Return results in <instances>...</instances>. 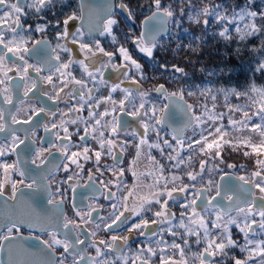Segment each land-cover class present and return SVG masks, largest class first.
Listing matches in <instances>:
<instances>
[{
	"label": "flooded vegetation",
	"instance_id": "af4514ba",
	"mask_svg": "<svg viewBox=\"0 0 264 264\" xmlns=\"http://www.w3.org/2000/svg\"><path fill=\"white\" fill-rule=\"evenodd\" d=\"M111 0H53V2L46 8L37 13L34 9L27 8L26 5L31 3V0H20V3L25 5L26 14L20 18V24L22 27L18 29L17 39L20 36L27 41L25 47L31 49L36 41L43 42L40 46L41 52L39 57H34L31 54H26L24 59L29 64L38 65L40 72L37 73L33 68L28 69L27 81L21 79L24 76V60L16 59L15 57H7V63L0 67V80L4 83L0 84V93L3 89L9 90V95L12 97V104L4 103V96L0 95V110L4 113V123L7 130L0 132V148L5 152L4 156H0V163L12 164L16 163L20 172H24L25 175L21 176L18 172L12 171L10 175L6 176L4 169L0 168V184L3 185L4 195L0 196V225L6 223L8 218H11L18 222L20 231L17 234L13 231V239L6 240L3 245L0 246V264H10L7 258L2 257L5 249L11 250L7 256L12 255L14 262L12 264H57L61 259V253L63 248L60 246H54L49 248L46 243L50 242L53 236L56 239H65V229L62 225L64 223V217L76 220L82 224V228L86 231L80 235L81 239H85L89 242H95L102 252L107 253V249L99 244L100 240H106L111 242L112 235L118 237L128 236L129 241L127 245L122 239H118L115 242L114 248L116 251L107 253L108 264H123V257L128 258V264H131V259L139 253L140 249H146L149 246L156 248L163 247V244L157 245L156 241L163 239L168 244H171L174 239L168 232L169 225L165 223L162 226L150 225V229L158 231L159 227H163L165 232L158 234L155 237L149 238L147 236H140L138 232L134 231L129 233L127 231L128 226L133 222H139L140 217L131 216L130 213H125L131 216L128 224L117 227L113 225L111 230H105L106 224H110L112 219L120 212L124 211V203L122 196L126 193L121 189L109 185L111 191L117 193V197L114 200H107L104 198L105 189L100 183L101 181L107 182L109 180H116L114 170L118 171L120 168L126 170L124 177L122 178L124 183L131 187L134 183H139L142 186L143 194H147L148 188L143 185L152 183V178L147 180L143 176H140L139 181L133 177L132 171L129 168L135 170L138 174L147 173L150 170H155V166L149 161L148 156L155 157L161 165L165 167L164 175L170 177L172 174L182 176L185 183L192 184L193 182L187 180L186 172L199 171V159L202 157L197 156L191 167L181 165L179 169L172 167V161L167 159V155L172 152L170 148H164V155H161L160 149L149 148L147 144L142 145L140 149V155L137 157V149L135 145L140 143L141 136L144 133V128L141 126V121L150 125L146 139L149 144L159 143L163 147V140L167 139L171 144L175 145L173 135L175 132L181 131L180 136L187 143L186 133L187 129H181L182 124H169L156 125L153 118V110L155 109L156 117H160L167 103V96L162 95L156 91V88L163 84L168 93H175L167 89L164 84V69L163 65H158L154 61L155 55L160 54V48L168 40L174 38L176 35L175 16L167 17V32L163 36L155 39L156 47L153 50V57H145L143 53L133 44V41L141 36V24L145 17L151 15L156 11L154 0H113L112 8L110 7ZM123 2L131 10V17L129 18V12L127 10H121L118 5ZM101 6V7H99ZM162 8L169 7L167 4H161ZM162 11V10H161ZM75 15L77 19L70 21L68 24V31L73 33L76 29H79L83 35H77L75 39L77 43H72V37L67 39L58 38V34L64 31L63 21L69 15ZM115 19L117 24L113 26L112 35L104 34L103 31L104 22L107 19ZM37 25L44 28L42 32L36 31ZM15 26V25H13ZM6 33V40L12 39L14 34L7 28L4 29ZM115 36L117 43L113 44L112 38ZM100 42L101 47L105 51L113 52V58L109 62L108 57L103 56L102 53L97 52L96 57H92L91 60H85V63L89 65V71L93 73V77H88L81 69L78 63H74L69 69L63 68L58 72L56 69L63 63H68L70 59L84 60L85 54L80 51L79 43L83 42L88 44L95 50V42ZM146 41L148 38L145 39ZM58 45H65L71 51H64ZM121 45L128 48L133 59H136L138 63L142 65L143 73L137 72L134 68H121L119 72L115 71L111 65H120L122 63V57L119 55L118 49ZM2 50V49H0ZM6 51V50H5ZM90 55V54H89ZM59 56V60L56 57ZM41 59H47L49 63L42 64L39 61ZM96 61V63H92ZM109 64L108 67H101V64ZM99 68L103 73V80L96 69ZM172 70L175 68L172 66ZM128 71L129 76L125 78L122 73ZM70 72L71 75H61V73ZM5 73L7 75L5 76ZM52 76V83L43 79L44 77ZM83 80L86 87L81 89L80 85L76 84L72 79ZM35 81L36 88H33L27 96L24 92L27 87H31L32 82ZM106 81V83L104 82ZM136 81V83H133ZM119 85L115 91L112 90L114 85ZM178 85V84H177ZM60 89H63L60 92ZM127 89L130 95L124 90ZM73 90L77 93L82 91L84 96L83 100L79 95H72ZM60 92V99H55V94ZM145 93L141 96L140 93ZM111 94V100L107 103L101 102L96 107L97 101H104ZM178 94V92H177ZM51 95L53 99H48ZM91 95V99H89ZM179 95V94H178ZM127 97V98H126ZM184 98V97H183ZM185 99V98H184ZM186 100V99H185ZM115 102L113 105L112 102ZM124 101L125 111L120 110V102ZM187 102V100H186ZM144 107L141 109L140 105ZM189 104V102H187ZM89 105L93 106L96 113H102L105 109L113 112V115L123 124L125 121L127 125L118 129L117 134L109 136L108 133L111 128H100L95 133L96 139L92 135L88 136L86 142L80 141V136H83L85 122L87 121L89 132L91 133L94 120H90L88 117ZM43 108L44 111L38 115H32L34 110ZM74 108H81V111L77 112L72 110ZM134 109H140L141 115L139 118L126 115V112H131ZM15 116L17 121L21 123H12V117ZM29 116L32 117L28 124L22 123L27 120ZM97 118H99L97 116ZM111 124H115L112 115L107 118ZM72 121H76L73 123ZM103 123V121H102ZM57 127H53V125ZM47 126V131L45 130ZM180 126V127H179ZM68 129L71 134L70 141L63 139L65 133L64 128ZM135 130L136 135H133ZM174 130H176L174 132ZM105 132V141L108 139L113 140L112 153L118 159L114 162V156L110 155L107 150V144L103 149L99 165L96 163L95 151H100V144L98 142L99 132ZM159 133V138L157 136ZM15 134L20 139L25 140L27 144L32 145L31 153H24L21 151L23 145L17 152H12V134ZM177 134V133H176ZM58 137L60 139H58ZM34 142V143H33ZM70 144L69 154L72 151L83 152V147L86 146L91 149L89 155L91 159L85 161L82 157L79 158V163L83 165V169L77 168L75 165H71L69 170L65 172L63 168L64 161L62 158V148L57 151L56 148H52V156L49 160L52 163L46 162L45 165H41L39 169L31 163V159L35 156V150L39 148H49L51 145L62 146L63 144ZM79 146V147H77ZM47 155V153H45ZM185 159H187V151L183 152ZM214 162V161H213ZM56 165V166H54ZM146 165V166H145ZM100 168V172L96 171V168ZM209 167H214V171H205L202 177H197L194 182L195 187L191 188L187 193V200L184 198V194H179L180 197L176 201L169 202V210L175 213V218L172 220V224L179 218L181 219V212H185V209L181 207V204L190 201L193 198V193L198 190H207L209 188V181L213 184L219 182L218 179L225 173H233L232 170H224L220 166L219 161L209 163ZM89 170H91L95 184L91 185L89 180ZM101 172L103 175H101ZM159 175V173H157ZM72 176V180H68V177ZM23 180L21 184L20 181ZM33 180L35 183L33 184ZM12 183L17 185V193L15 199H9L12 196ZM179 183V182H178ZM33 184L32 188H28L25 185ZM95 187L98 191L92 198V188ZM172 185L169 184V188ZM75 188V192H73ZM252 191H256L253 189ZM82 194L89 195V199H83ZM215 195V188L212 187L211 191H205L204 196L208 197ZM63 201L62 204H50L48 201ZM226 201V200H225ZM117 204V208L114 210L111 205ZM91 204L97 208V212H93L94 219L87 223L81 222L80 218L76 216V211H81L82 214L89 211L88 205ZM75 205V207H74ZM133 205L130 202L129 207ZM245 207V205L238 206ZM214 209L218 212V209L209 207L207 210ZM159 210V205H155L152 211L142 213L143 218L151 221L155 219L153 212ZM198 212L207 221L209 218L203 215L205 211L198 208ZM237 213L235 208L231 209L228 214ZM227 214V215H228ZM192 216L191 210L185 212V217ZM226 217V215H224ZM253 219L256 221L258 215H253ZM173 226V225H172ZM174 230L183 234L185 229L173 226ZM254 232L258 235L259 240H264V233L260 232L258 225H253ZM7 229L0 226V235L6 234ZM234 232V230H232ZM95 232L96 235L92 236L91 233ZM260 232V233H259ZM253 233V232H251ZM75 236V233H73ZM201 243L197 244L196 236H185L184 238L189 240V246L186 248V258L188 264H199L195 258V254L202 251L205 244L203 242V232H200ZM236 237H242L239 232L234 233ZM176 242L182 244V240L176 237ZM87 248V245H85ZM80 246L77 245V249ZM117 252L122 254V259L117 260ZM168 254L171 255L172 251L169 249ZM147 255V253H145ZM67 258L65 264H72L73 257L70 254H66ZM96 256L95 248H87L85 252L86 261L91 257ZM6 257V256H5ZM9 258V257H8ZM105 257H101L104 259ZM179 258L178 255L176 257ZM243 259L244 256H240ZM78 259V257H77ZM217 264H234L232 256H217L214 257ZM153 264H158V257H152Z\"/></svg>",
	"mask_w": 264,
	"mask_h": 264
},
{
	"label": "snow or ice",
	"instance_id": "6c2138e0",
	"mask_svg": "<svg viewBox=\"0 0 264 264\" xmlns=\"http://www.w3.org/2000/svg\"><path fill=\"white\" fill-rule=\"evenodd\" d=\"M53 2V0H31V3H28L26 5L27 8L34 9L37 13H39L42 9L46 8L48 5H50ZM249 3H251V0H248ZM155 6L157 11L153 12L152 16L148 17V20H163V17H172L173 11L170 10L168 7L162 8L161 6V0H154ZM118 7L121 10H127L129 12V18L131 17V10L128 9V6L121 2ZM162 10V16L160 15ZM202 12L205 16H208L210 14H213L215 12L214 9L210 10L208 6H205L202 9ZM26 14L25 11V5L20 3V0H0V67L5 65L7 63V57L9 54L16 59L24 60V76L21 77V79L27 81L28 78V69L33 68L37 73L40 72V67L38 65L29 64L27 60L24 59L26 54H31L34 57H39L41 52V44L43 42L36 41L32 48L29 49L25 47L27 41L23 39L22 36L17 39L18 35V29L22 27L20 24V18L22 15ZM199 15V13H198ZM217 22H222L227 17L223 16L220 13H215ZM261 18V20H264V11H261L259 14L256 11H248L246 9H241L239 13H234L233 19L228 20L229 23H233L235 19L238 17L240 20H243L245 16L252 18V23L246 24L244 29H241L239 26L236 27V32L238 34H241L240 38L244 39L247 36L255 35L259 32L264 31V25L257 26L255 23V19L257 16ZM77 19V17L73 15H69L67 18L64 19V31L62 33L58 34V38H64L67 39L69 36L72 37V43H77V40L75 37L77 35H83V33L80 32L79 29H76L75 32L70 33L68 31V24L70 21H73ZM204 24H208V20L205 19ZM117 24V21L115 19H107L104 22L103 31L101 32V35H104L105 33L108 35H112L113 26ZM15 25V26H13ZM5 28H7L9 31H11L14 36L12 39L5 38ZM44 28L40 25H37L36 31L42 32ZM219 35L224 38H229V30L227 27H225ZM113 44H116V38L113 36L112 38ZM133 44L135 47L139 50V52L145 54L147 57L151 58L153 57V50L156 47L155 43V37L152 36L148 38V40H145V36L142 33L140 37L135 39L133 41ZM58 47H61L64 51H71V49L67 48L65 45H58ZM79 48L82 53L85 54L84 60H73L70 59L68 63L61 64L56 70L59 72L61 68L67 70L70 68V66L74 63H78L83 70V72L88 77H93V73L89 71V65L85 63V60H91L92 57H96L97 52L102 53L103 56L108 57L109 62H111L113 58V52L105 51L103 47H101L100 42L97 40L95 42V50L90 47L88 44H85L83 42L79 43ZM6 50V51H5ZM119 55L122 57V63L120 65H111V67L119 72L121 68H134L137 72L143 73L142 65L137 62L136 59H133V56L130 54V51L128 48L121 45L118 49ZM261 53V59L258 61L257 68L255 71L260 72L262 75H264V43L261 44L260 49H257ZM90 54V55H89ZM57 60H59V56L56 57ZM42 64H47L49 61L47 59H41L39 61ZM92 63H96V61H92ZM109 64H101V67H108ZM175 71L182 72L183 70L179 67H175ZM96 72H98L103 80V73L100 72V69L97 68ZM71 75L70 72L64 73L62 72L61 75ZM7 73H5V76ZM122 75L125 78H128L129 73L128 71H124ZM43 79L47 80L49 83H52V76L44 77ZM76 84L80 85L81 89L86 87V84L83 80H75V77L72 78ZM106 83V81H104ZM4 81L0 80V84H3ZM133 83H136V81H133ZM33 88H36L35 81L32 82L31 87H27L24 92V95L27 96L29 92L32 91ZM117 88H119V85H114L112 90L115 91ZM63 89H60V92H62ZM126 93L130 95L129 90H124ZM156 91L162 95H165L167 97H177L180 100H183V92L179 93H168L165 89L164 85L161 84L156 88ZM225 93V96L227 95H235L237 98L241 96H248L249 99H251V104L244 105V106H228L229 113H240L243 117L241 120L233 119L231 115L228 117V125L225 126L223 124L217 123L219 120H223L224 114H216L213 111H209L207 107L205 106V113L201 115L195 114L194 106L191 104H188L186 106V113H191L192 115L189 117L187 124L185 126H194V127H200L201 125L205 124L206 121L204 117H207V121H211V123L208 124L207 127H204L199 132V138H195V136L188 138L187 143L184 139H182L178 135H173V140L175 141V145L171 144L167 139L163 140V147L159 143H152L149 144L148 140L146 139L148 131L150 129V125L144 123L141 121V126L144 128V133L141 136L140 143L135 145L137 149V157L140 155V149L142 145L147 144L149 148H157L160 149L161 155H164V148H170L172 149V152L175 153V155H172L169 153L167 155V159L169 161H172V167L179 169L181 165H185L187 167L192 166L193 160L200 156L202 157L199 159V171H188L186 172L187 180L193 182L192 184L185 183L182 176L172 174L170 177H166L164 175L165 167L159 163L155 159V157L149 155L148 159L149 161L155 166V170H150L146 174L141 173L138 174L135 170L129 168L128 170L132 171V175L134 178H136L137 181H139L140 176H143L145 180H147L149 177L152 178V183L143 185V187L148 188L147 194L141 195V189L142 186L137 182L134 183L131 187H128L124 181L123 177L125 175L126 170L123 168H120L118 171L114 170V175L116 176V180H109L107 182L101 181L100 183L104 187L105 194L104 198L107 200H114L117 197V193L111 191V188L109 185H112L114 187H117L118 189H121L126 194L123 195L121 198L124 203V211L120 212L119 215H116L114 219H112V222L110 224H106L105 230H111L113 228V225H116L117 227L123 226L128 224L131 216H137L140 217L139 222H133L131 223L127 231L129 233H132L134 231L138 232L140 236H147L149 240L151 237H155L158 234H163L165 232V229L163 227H159L158 231L155 229H150V225H157L162 226L165 223L169 225L167 232L174 238L171 242V244H168L163 239L157 240V245L163 244V247H159V250L157 251L156 248H152L149 246L146 249H140L139 253L136 254L131 259V264H153L152 257L157 256L158 257V264H188V260L186 258V248L189 246V240L184 238L185 236H196V243H201V236L200 232H203V242L205 244L202 251H199L195 254V258L198 260L199 264H217L214 257L217 256H227L228 252L226 251L229 248H239L241 252L246 253V256L243 259L232 257L234 264H264V240L259 241H253L249 239L250 232H254L253 225H258V228L260 232L264 233V87L257 88L255 85L251 86L248 92L240 93L236 91L229 92L228 90H222ZM60 92H57L55 94V99H60ZM9 90L7 88L3 89V92L0 93V95L4 96V103L5 104H12V97L8 94ZM249 93L255 94L258 99L253 98L252 96H249ZM192 93L190 92L189 95ZM72 95H79L80 98L83 100V92H76L73 90ZM141 96H144L145 93L141 92ZM127 98V97H126ZM48 99H53L51 95L48 96ZM89 99H91V95H89ZM213 100L216 99L215 96L212 97ZM111 100V94L107 98L104 99V101H97L96 107L99 106L101 102L107 103ZM113 105H115V102H112ZM144 107L143 104L140 105V108L142 109ZM168 105L164 106V109H161L160 111L166 112L168 110ZM72 110H75L77 112L81 111V108H74ZM120 110L122 112L125 111V105L124 101L120 102ZM44 109L41 108L39 110H34L32 115H38L40 112H43ZM115 111V108H113V112ZM113 112H110L109 110L105 109L102 113H96L93 109V106L89 105L88 109V117L90 120H94V125L92 126L91 133L89 132V127L87 121L85 122L84 127V135L80 136L81 142H86L89 135H92L94 139H96L95 133L97 132L99 126L100 128H111V131L108 133L109 136L115 135L118 132V129L125 127L127 125V122L125 121L123 124L116 118L115 115H113ZM156 110H153V118L155 119L156 125H162L165 122V118L163 115L160 117H156L155 115ZM126 115L132 116L134 118H139L141 115L140 109H134L131 112H126ZM109 115H112L113 120L116 121V123L113 125L109 121H107V117ZM97 116L99 118H97ZM254 117L259 118V123H256L253 119ZM32 117L29 116L27 120L22 121L24 124H28L31 121ZM103 121V123H102ZM75 123L76 121H72ZM12 123H21V121H17L16 117H12ZM53 127H57V125H53ZM7 130L6 124L4 123V113L2 110H0V132H5ZM45 130L47 131V126H45ZM176 130H174L175 132ZM247 131L250 134H254L259 137L258 142H254L253 135H244V132ZM64 137L63 139L66 141H70L71 134L68 132V129L64 128ZM133 135H136L135 130L132 133ZM236 134V135H234ZM157 136L159 138V133L157 132ZM105 132L100 131L99 132V138L98 142L100 144V151H95L93 154L96 158V163L99 165V161L101 159L103 149L105 148V144H107V150L110 155L114 154L112 153V146H113V140L108 139L105 141ZM58 139H60L58 137ZM34 143V142H33ZM23 145V151L24 153L28 154L32 152V145L27 144L25 140L20 139L18 136H16L14 133L12 134V152H17L18 149H20V146ZM225 146H229L232 148L233 151H240L241 147L244 149L243 155L245 157H255V165L256 169L251 173V178H245L244 176L237 177L238 180L243 182V185H250L251 188L257 189L258 191H251L248 188H243V186H240V194H238L231 183V175L228 173H225L221 176L220 182H216L213 184L212 181H209V188L207 190H198L193 193V198L186 202L181 204V207L185 209V212L187 210H191L192 216L189 217V223L185 224L184 220L181 219L180 223L178 225L179 228L185 229L184 233H178L174 230L172 226V220L175 218V213H172L169 210V202L170 201H176L178 199L176 194H184L185 200H187V193L189 190L193 187H195V181L197 180V177H202L203 173L205 171H214V167H209V163L211 161H219L220 163H223V155ZM79 147V146H77ZM52 148H56L57 151L62 150V158L64 161H67L68 163L63 164V168L65 172H67L71 165H75L77 168L83 169V165L79 163V158H83L85 161L91 159L89 152L91 149L89 147L85 146L83 147V152L79 151H72L71 154H69L70 150V144L65 143L62 146L57 145H51L49 148H39L35 150V156L31 159V163L36 166L37 169L41 167V165H45L46 162L52 163L49 160V157L52 156ZM187 151L188 156L187 159H185L183 152ZM47 153V155H45ZM5 152L2 148H0V156H4ZM118 159L114 156V162ZM56 166V165H54ZM228 168H234L235 165L228 164ZM0 168L4 169L5 175L8 176L12 171L18 172L21 176H24V172H20L19 167L16 163L7 164V163H0ZM97 172H100V168H96ZM159 173V175H157ZM101 175L103 173L101 172ZM68 180H72V176L68 177ZM89 180L91 185L95 184V180L93 178L91 170H89ZM179 182V183H178ZM20 183H23V180L20 181ZM35 183V180H33V184ZM33 184L25 185L28 188H32ZM169 184L172 185L171 188H169ZM212 187L215 188V196L208 197L205 199L204 192L205 191H211ZM98 191L95 187L92 188V198H94V194ZM73 192H75V188H73ZM17 193V185L16 183H12V196L9 197V199H15ZM4 195L3 191V185L0 184V196ZM216 197H221V201L227 200L230 203L225 206L223 203H214L216 201ZM83 199H89V195L82 194ZM200 201V204H197V201ZM235 201L236 204H232L231 202ZM50 204H62L63 201H48ZM132 203V207H129V203ZM243 203L245 207H238L236 205H239L240 203ZM155 205H159V210H156L153 212V215L155 219H152L149 221L148 219L143 218L142 213L147 211H152L153 207ZM75 207V205H74ZM111 207L115 210L117 208V204H112ZM209 207H213L218 209L216 220L212 221L211 228H209L208 224L205 223L204 217L201 215L200 212L197 211L198 208L202 209L203 211H207ZM235 207V210L242 214L245 223L241 226L237 220L230 218L227 223H222V219L224 215H227L228 212ZM89 211L82 214L81 211H76V216L80 218L81 222L87 223L88 221H91L94 219L93 212H97V216L99 215L98 210L93 205H88ZM185 212H181L180 215L183 217L185 215ZM125 213H130L131 216L126 215ZM253 215H258L260 217L259 221H256L255 219H252L250 222L249 217H252ZM235 224L236 227L239 229L241 233L244 235L245 243L243 245H240L236 240L232 238V234L229 231L228 225ZM3 226L7 229L6 234L0 235V246L3 245V242L6 240L13 239V231L15 230L18 234L20 231L19 224L17 221L8 218L6 223H4ZM63 229H65V239L60 240L56 239L55 236H53L52 240L50 242H41L46 243V246L49 248H53L54 246H60L63 248V253H61V259L57 262V264H65L66 261V254H70L73 257L72 264H108L107 260V253H111L113 251H116L114 248L115 242L118 239H122L124 243L127 245L129 241L128 236L124 237H118L116 235H112L111 242L106 240H100L99 244L103 245L107 249V253L102 252L101 248L97 246L95 242H89L85 239H81L80 235L82 232L86 231V229L82 228V224L78 223L76 220L70 219L68 217H64V223L62 225ZM213 229H220V231L213 235L212 230ZM73 233H75V236H73ZM92 236H95L96 233L92 232ZM176 237H179L182 240L181 243L176 242ZM77 245L80 246L79 249H77ZM87 245V248H95L96 250V256L91 257L86 261L85 252L87 251V248L85 247ZM252 245V247H249ZM172 251V254H168V250ZM147 253V255H145ZM178 255V259L176 258ZM78 257V259H77ZM101 257H105L104 259H101ZM117 260L122 259V254L117 252L116 255ZM123 264H128V258L123 257Z\"/></svg>",
	"mask_w": 264,
	"mask_h": 264
},
{
	"label": "trees",
	"instance_id": "16d2710c",
	"mask_svg": "<svg viewBox=\"0 0 264 264\" xmlns=\"http://www.w3.org/2000/svg\"><path fill=\"white\" fill-rule=\"evenodd\" d=\"M161 4H167L173 11V16L176 18L174 24L176 35L162 45L159 49L160 54L154 57V62L158 65H170V68L175 66L182 70L186 69L185 76L188 75V78L184 84L188 87L181 92L187 102L193 103L194 99L200 104L199 111L195 110L199 115L201 111L202 113L205 111V106L208 110L213 108L212 98L207 90H203V85L211 82L219 89L221 85L246 81V72L240 68L253 59V54L247 47L239 48L232 43L228 44L225 38L219 35L222 31L218 30L219 26L211 25L209 30L202 26V21L206 17L202 9L205 6L210 10L223 6L224 11L229 14L239 10L240 6L249 7L250 3L248 0H161ZM214 30L218 31L214 32ZM168 72L172 75L166 74L164 84L171 83L174 88L176 84H181L179 75L183 80L182 72L173 71L172 68ZM193 85L199 91L194 94L193 99L190 97L188 100L187 93L190 92L189 87ZM173 92L178 91L174 89ZM219 95L220 93L215 96L214 104L223 111L224 122L228 123L229 115L236 120L243 119L240 113L230 114L228 106L223 103V97ZM244 150L248 149L241 147L240 151H233L231 147L225 146L222 153L224 162L220 163L222 171L232 170L235 174L249 178L256 169L255 157H245ZM228 164H233L235 167L228 168Z\"/></svg>",
	"mask_w": 264,
	"mask_h": 264
},
{
	"label": "rangeland",
	"instance_id": "374dc122",
	"mask_svg": "<svg viewBox=\"0 0 264 264\" xmlns=\"http://www.w3.org/2000/svg\"><path fill=\"white\" fill-rule=\"evenodd\" d=\"M240 7H239L240 8L239 10H237L235 12L234 11L230 12L228 14V13H226L224 11V7L223 6H218L217 8H213L215 10V12L213 14H210V15L206 16L203 19V21L205 19L208 20V24L207 25H205L204 22L202 21V26H204L207 30L210 29L211 25L214 26V27H216V26L218 27L219 26L218 30H223L225 27H227L228 30H229V38H225V41L228 44L232 43L235 46H238L239 48L247 47L248 49H250L251 53L253 54V59L250 62H248V64H245V65L242 66V68H240L241 70H244L246 72V75H247L246 81H244V82H234L231 85H227V84L226 85H221L219 87V89L217 87H214L211 84V82L207 83V85L206 84L203 85V87H202L203 90L205 89V90L208 91V93L211 96V98L213 96H217V94L220 93L219 96L223 97V101H224L223 103L225 105H227V106H233V107L237 106V105H240V106L248 105V104H251L252 101H251V99H249L248 96H241V97L237 98L235 95H227V97H226L224 91H222V90H228L229 92H232L234 90L236 92L245 93V92H248L250 87L253 86V85H255L257 88L264 87V75H262L260 72L255 71V69L257 68V65H258V61L262 58L261 57V53L259 51H257V49H260L261 44L264 43V31L259 32V33L255 34V35H252V36H247L244 39H241L240 38L241 34H238L236 32V27L239 26L241 29H244L246 24H250V23L253 22L252 18L245 16V18L243 20H240L237 17L233 23H229L228 22V20L233 19L234 13H239L241 11V9H246L248 11H256L258 14L261 11H264V0H251V3L249 4V7H245V6H240ZM215 13H220L223 16L227 17L228 19H226V20H224L222 22H217ZM197 16H198V14H196V17ZM255 23L259 27L261 25H264V20H261V18L258 15L257 18L255 19ZM218 30H214V32H216ZM211 33L214 34L213 32H211ZM143 56L146 57L145 54H143ZM163 66H164V69L162 70V73H164V78H165L166 74L172 75L170 72H168L171 69L170 65H167V66L163 65ZM186 73H187L186 69L183 68V71H182L183 80L181 79V77L179 75L181 84H179V83H178V85L176 84L175 88L173 87V84H171V83L165 84L167 89L170 90V91H172V90L174 91V89H175V91H178V92H181L183 89H187L188 85L186 86L184 84L187 81L186 78H188V75L185 76ZM189 90H190V92L192 94L189 95L190 92L187 93V99L188 100L190 99V97L193 99L194 98L193 97L194 94L199 91V90L197 91L196 86H194V85L190 86ZM249 96H252L253 98L258 99V97H256L255 94L249 93ZM211 100H212L211 106L213 108H211L209 111H213L216 114L223 113L222 110H219L215 106V104H214L215 100H213V99H211ZM193 101L195 103L194 102L193 103L189 102V104L194 106V110H198L199 111V105L200 104H198V102L196 100H194V99H193ZM197 112L195 114H197ZM204 113H205V111L203 113L201 111L199 115L204 114ZM204 119H205L206 123L201 125L200 127L189 126L190 129L186 133L187 141H188V138L193 137V136H195V138H199V132L201 131V129L204 128V127H207L208 124L211 123V121H207V117L206 116L204 117ZM253 119L255 120L256 123L260 122L259 118H257V117H254ZM224 121L225 120H224V117H223V120H219V121H217V123H220V124H223V125L227 126L228 123H226ZM234 135H236V134H234ZM244 135L245 136L253 135L254 142H258V140H259L258 136L254 135V134H250L247 131L244 132ZM249 178H251V176ZM256 191H258V190L256 189ZM140 194L144 195L143 194V189H141ZM174 195H177V197L179 199V197H180L179 194L174 193ZM203 215H206L205 218L206 217L209 218L207 221L205 219L204 220H205V223L208 224L209 228H211L212 221L216 220V216H217L216 210H214V209H211L209 211L207 210V211L204 212ZM230 218L237 220L238 223L241 226L245 223V219H244L243 215L239 214L238 212L237 213L228 214V215H226V217L223 216L222 223H227V221ZM253 218H254L253 216L249 217V221L248 222H250ZM181 219L184 220L185 224L189 223V217L188 216L185 217V218L182 217ZM181 219L179 218L172 225L175 226V227H178ZM258 219H260L259 216L257 217V220ZM228 228H229L230 233L232 234V238L234 240H236L240 245H243L245 243L244 235H243V233H241L239 231V229L236 227V225L235 224H230V225H228ZM232 230H234V232ZM219 231H220V229H213L212 233H213V235H216ZM236 232H239L242 237L234 236V233H236ZM249 239H251L253 241H259V237H258V235L255 232H253V233L250 232ZM249 247H252V245H250ZM226 251L228 252L229 256L231 255L232 257L239 258L240 256H244V257L246 256V253L241 252L238 247L237 248H229ZM250 264H251V262H250Z\"/></svg>",
	"mask_w": 264,
	"mask_h": 264
},
{
	"label": "water",
	"instance_id": "95a60500",
	"mask_svg": "<svg viewBox=\"0 0 264 264\" xmlns=\"http://www.w3.org/2000/svg\"><path fill=\"white\" fill-rule=\"evenodd\" d=\"M110 2H111L110 7L112 8L113 0H111ZM99 7H101V6H99ZM152 14L153 13H151V15L145 17L142 21V24H141V29H142L141 34L142 33L144 34L145 39L150 38L152 36H154L156 39L157 37L163 36V34H165L168 30V28H167L168 27L167 26V17H163L162 21L159 19L148 20L147 18L152 16ZM160 15L162 16V11H161ZM166 105H168L169 107H168V110L166 112H163V114H162L165 118L164 124L165 123L166 124L167 123H169V124H172V123L178 124L179 123L180 125L182 124V126H181L182 130L189 128V126H185V125L187 124V121L192 114L186 113V106L188 105L186 100L184 98H183V100H180L178 98V96L177 97H167ZM181 133H182L181 131L175 132V135H180ZM228 174L231 175V183L234 187V190L238 194H240V186L241 185L243 186V188H248L251 191L253 190V188H251L250 185H243V182L237 179V177H239V176H237V175L235 176L233 173H228ZM221 176L218 179L219 182H220ZM205 199H206V197H205ZM214 203H223L225 206H227L230 202L227 200L221 201V197H216V201H214ZM231 203L234 205L236 204L235 201H233ZM197 204H200L199 200L197 201ZM242 205H244V204L241 202L239 205H236V206H242ZM233 208H235V207H233ZM10 251L11 250L5 249L3 251L4 254L2 255V257L7 258L9 263L12 264L14 262V257H12V255L7 256V254H9Z\"/></svg>",
	"mask_w": 264,
	"mask_h": 264
}]
</instances>
